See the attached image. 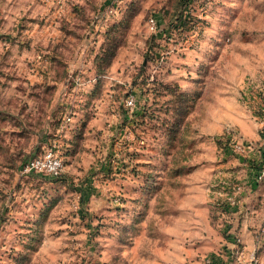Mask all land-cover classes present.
Wrapping results in <instances>:
<instances>
[{
    "label": "rangeland",
    "instance_id": "1",
    "mask_svg": "<svg viewBox=\"0 0 264 264\" xmlns=\"http://www.w3.org/2000/svg\"><path fill=\"white\" fill-rule=\"evenodd\" d=\"M177 10L178 0H0V264H216L218 235L245 227L254 243L264 0H189L184 29ZM160 84L185 95L183 114ZM232 115L257 138L234 131L251 143L243 155L216 143ZM49 150L59 179L47 175ZM220 180L242 185L243 205L220 209Z\"/></svg>",
    "mask_w": 264,
    "mask_h": 264
},
{
    "label": "built area",
    "instance_id": "2",
    "mask_svg": "<svg viewBox=\"0 0 264 264\" xmlns=\"http://www.w3.org/2000/svg\"><path fill=\"white\" fill-rule=\"evenodd\" d=\"M148 25L150 30L154 31L156 28V20L154 18H150L148 20ZM126 107L132 108L134 106V100L132 98L126 100ZM261 111L264 112V106L260 108ZM234 131L228 129L225 131V134L231 136V140L227 145V150L236 155H243L248 153L252 146L251 143L242 140H233L235 139ZM258 151V149H257ZM45 160L48 162L46 171L47 175H50L52 178L57 177L62 170V161L60 158H56L51 150L47 151L45 154ZM38 165V162H36ZM250 171V179L247 181L249 183L248 191L251 192L253 187L260 186L264 184V160L258 163L255 167H252ZM216 203L221 201V204L227 207H239L243 205L242 197L246 195L245 189L239 183H234L233 181H219L216 183ZM244 213L248 216L249 213L244 211ZM226 240H228L229 248L228 252L230 253L231 259L233 258L232 264H262L260 251L264 247V220L263 224H261L254 234V243L250 250H245V245L243 240L239 235L235 234H226ZM235 258V261H234ZM197 264H214L213 258H203Z\"/></svg>",
    "mask_w": 264,
    "mask_h": 264
},
{
    "label": "crops",
    "instance_id": "3",
    "mask_svg": "<svg viewBox=\"0 0 264 264\" xmlns=\"http://www.w3.org/2000/svg\"><path fill=\"white\" fill-rule=\"evenodd\" d=\"M223 125L225 126L223 131H226L228 128H230L233 131L237 130L240 133V135H242L244 138H247L248 140L249 139H257L256 135H254L255 137L249 135V133L247 131L248 125L246 124V122L242 118L240 119V118L234 117L232 115V116H230V118H228V120L225 121V124H223ZM223 125H221L219 130L223 128ZM219 133H221V132H219ZM216 177H218L217 172H216ZM250 196L253 197V193ZM200 201H204V202L206 201L205 195H203V197L200 199ZM201 206L203 207L204 204H201ZM217 208H219L218 204H217ZM220 209H224V208L221 207ZM252 213L253 212H251V213L249 212V215L247 216L248 221H250V218H251L250 216L252 215ZM216 228H217V223H216ZM216 235H218L217 231H216ZM235 235H237V234H235ZM239 235L241 237H243L242 240H243V243L245 245V250H250L252 245H253L252 244V236H251L250 231H248V229H246L245 227L244 228L241 227ZM225 240H226V238H225ZM225 240L222 239V237H219V235H218V238L216 237V264H232L233 258L231 259L230 253L228 252V248H229L228 240H226L227 242H225ZM263 254L264 253H262V256L264 258ZM234 261H235V258H234ZM263 261H264V259H263Z\"/></svg>",
    "mask_w": 264,
    "mask_h": 264
},
{
    "label": "trees",
    "instance_id": "4",
    "mask_svg": "<svg viewBox=\"0 0 264 264\" xmlns=\"http://www.w3.org/2000/svg\"><path fill=\"white\" fill-rule=\"evenodd\" d=\"M189 4V0H178V10L177 13L175 14V18L174 21L177 23V25H175V28H180V29H184V27L187 25L189 20H186V16H183V10L185 9V7ZM174 27V26H173ZM160 86L166 91L171 93L172 95H174L175 97V109H174V113L178 114L181 113L183 114L185 111V104H186V97L184 94H178L175 92V90L170 89L169 86L167 85H161ZM180 114V115H181ZM231 140V136H228L227 134L223 133L219 138H217L216 143H218L220 149L225 153V148L228 145V143ZM258 156L255 160V163L252 164V167H254V165H257L258 163L262 162V160H264V140L261 143V146L258 148ZM59 175L57 177H54L53 179H59Z\"/></svg>",
    "mask_w": 264,
    "mask_h": 264
}]
</instances>
